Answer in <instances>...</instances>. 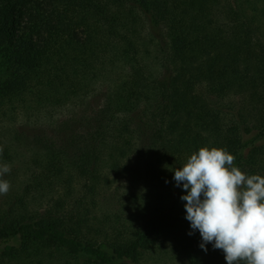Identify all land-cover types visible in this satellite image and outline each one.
Masks as SVG:
<instances>
[{"label":"trees","instance_id":"1","mask_svg":"<svg viewBox=\"0 0 264 264\" xmlns=\"http://www.w3.org/2000/svg\"><path fill=\"white\" fill-rule=\"evenodd\" d=\"M0 65V264L223 263L173 170L208 146L264 176V0H0Z\"/></svg>","mask_w":264,"mask_h":264},{"label":"clouds","instance_id":"2","mask_svg":"<svg viewBox=\"0 0 264 264\" xmlns=\"http://www.w3.org/2000/svg\"><path fill=\"white\" fill-rule=\"evenodd\" d=\"M234 160L226 148L201 146L173 170V179L185 190V218L199 231L202 249L211 243L227 264H264V176L246 174ZM10 172L0 164V195L11 189L4 179Z\"/></svg>","mask_w":264,"mask_h":264},{"label":"rangeland","instance_id":"3","mask_svg":"<svg viewBox=\"0 0 264 264\" xmlns=\"http://www.w3.org/2000/svg\"><path fill=\"white\" fill-rule=\"evenodd\" d=\"M11 79V75L9 72L6 71L5 65H0V84L7 82ZM136 175V176H135ZM140 176L138 174V170L135 167H131L130 172L125 177H115V180L113 182V185L108 191H106L99 199V204L96 209V213H115L118 211H121V208H123V202L120 199L121 195H125L126 192L130 191L131 189H134V186L138 185V181L136 179H139ZM188 232V231H187ZM195 246V245H194ZM199 256H207L204 253L199 252ZM222 264H227L226 260L223 257L221 258ZM51 264H59L56 260V258L52 259ZM182 259L180 260L175 259V257H171L168 255L166 258H161L158 261H150L147 260L146 264H181ZM48 261H46L44 264H47ZM243 264V262H241Z\"/></svg>","mask_w":264,"mask_h":264}]
</instances>
